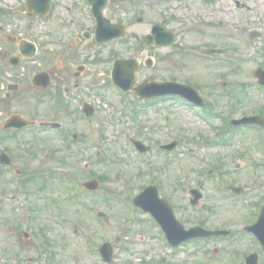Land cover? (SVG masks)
<instances>
[{
	"label": "rangeland",
	"instance_id": "374dc122",
	"mask_svg": "<svg viewBox=\"0 0 264 264\" xmlns=\"http://www.w3.org/2000/svg\"><path fill=\"white\" fill-rule=\"evenodd\" d=\"M150 2L149 17L156 19L163 14L171 28H177V44L185 52L181 54L178 50L164 49L155 51V58L159 62L151 70L152 76L189 80L199 85L206 94L217 100V111H231L229 117H240L243 112L253 114L254 107L264 102V91L256 88L258 83L254 76L256 68H264V0ZM172 17L176 21L172 22ZM256 30L261 35L254 40L250 39V32ZM214 32H217L216 36H212ZM208 46L225 48L226 58H237V63L229 64L230 58L224 60L222 57L203 59L189 51L192 48L201 51ZM107 56L108 52H104L103 58ZM149 72L144 71L146 74ZM222 81H226V86H222ZM240 83L245 86L243 96L238 94ZM224 89L230 95L237 94L241 98L240 102L236 101L234 105L230 95H224ZM102 95L104 98L101 100L92 97L99 105L100 120L77 125L87 145L75 151L76 156L70 158L66 172L56 168L55 179H51L52 183L47 187L51 201H39L45 215L42 221L37 222L49 224L47 236L55 242L56 263L105 264L95 250L101 242L109 241L115 243L113 264H155L164 255L169 257L171 264H239L234 257L241 255L242 258L243 253L252 251L259 253V264H264V253L258 250L254 240L246 235L247 232L242 234L245 222L252 220L258 213L253 214L257 204L261 206L264 200V150L257 137L259 130L241 126L234 132L235 139L229 145L207 144L202 138H218L225 124L222 122L223 117L210 116L208 123V120L199 118L190 106L168 100L162 107H157L159 111L153 110L147 117V113L141 115V123L140 119L133 121L123 116L114 89L105 86ZM107 118L116 119L117 122L109 123ZM99 137L104 138V145L97 155L99 149L96 140ZM130 137L153 146L172 138L180 140L176 156L157 152L146 158L154 166L155 176L162 180V192L172 199L175 214L185 227L191 226L193 220H202L205 222L204 227L229 229L233 236L226 241L219 238L188 241L175 253L170 251L169 246L161 248L159 233L150 218L141 216L140 212L134 213L130 204L125 207L126 199L131 200L151 178L150 173L144 175V172L135 176L145 158L136 156L128 139ZM57 144L61 146L58 140L44 145L40 143V152ZM190 150L196 151V154L193 155ZM214 158L221 159V164L208 175L207 170L213 167ZM238 159L240 165L237 167ZM58 166L65 167L55 160L42 161L39 157V169L51 167L54 170ZM61 173L75 176V182L102 176L101 189L110 195L111 201L105 202L98 195L85 194H75V199V191L59 182ZM227 184L244 188L243 196L233 198L228 192L225 193L223 189ZM195 185L201 187L204 197L199 206L191 207L184 194ZM96 209L108 215L106 223L94 217L93 210ZM16 212V219L21 220L22 217L25 221L21 212ZM10 213L15 212L6 214ZM13 217L0 216V264H26L27 257L34 256L31 251H23L16 262L12 257L15 240L21 239L12 224L6 223V218ZM79 221L84 223V228ZM21 243L25 245L27 242L21 240ZM214 246L218 248L215 254L212 253ZM41 261L38 258L35 264H42Z\"/></svg>",
	"mask_w": 264,
	"mask_h": 264
},
{
	"label": "flooded vegetation",
	"instance_id": "af4514ba",
	"mask_svg": "<svg viewBox=\"0 0 264 264\" xmlns=\"http://www.w3.org/2000/svg\"><path fill=\"white\" fill-rule=\"evenodd\" d=\"M147 2L32 0L27 7V0H0V153L10 158L9 165L0 163V216L8 215V202L37 182L40 134L50 130L39 123L55 121L73 134L71 128L78 130L77 125L87 121L86 104L98 113L92 97L101 95L106 68L110 70L114 59H138L136 85L147 79H167L152 76L154 65L146 63L149 53L143 40L152 25L136 12L148 8ZM100 10L112 24L125 26L124 36L97 41L93 12ZM104 52H108L106 58ZM124 96L127 105L147 109L161 107L166 99H142L133 92ZM2 160L8 159L4 156ZM25 246L22 252L34 244ZM27 259L26 264H30L32 258Z\"/></svg>",
	"mask_w": 264,
	"mask_h": 264
},
{
	"label": "water",
	"instance_id": "95a60500",
	"mask_svg": "<svg viewBox=\"0 0 264 264\" xmlns=\"http://www.w3.org/2000/svg\"><path fill=\"white\" fill-rule=\"evenodd\" d=\"M260 74H261L262 76H261ZM257 75H259V77L261 76V79H263V80H261V81L264 82V78H262V77H264V72L261 71V70H259ZM165 85L175 86V87H177V88H178V87H183V86H181V85H179V84H177V83H167V84H165ZM185 88H186V87H185ZM187 88H188V87H187ZM188 89L191 90L190 88H188ZM246 121H249V122H259V120H258L257 118H248ZM87 185H90L91 187H95V184H93V183H88ZM165 208H166V207H165ZM166 209L168 210V207H167ZM167 216H168V219H167L166 216H160V218H161L164 222H166L167 224H169V223H168V220H169V218H171V216H169V215H167ZM252 228L255 230V232L258 234V236L260 235V237H261L262 240H263V244H264V230H263L262 232L260 231V228H263V229H264V206H263V208H262V214H261L260 219L258 220V222H257L255 225L252 226ZM103 250H107V251L111 252V249H109V246H106L105 249H103ZM107 258H108V259L110 258V254H109V256H107ZM247 262H248L249 264H256L255 255L250 256V257L247 259Z\"/></svg>",
	"mask_w": 264,
	"mask_h": 264
},
{
	"label": "bare ground",
	"instance_id": "6f19581e",
	"mask_svg": "<svg viewBox=\"0 0 264 264\" xmlns=\"http://www.w3.org/2000/svg\"><path fill=\"white\" fill-rule=\"evenodd\" d=\"M260 2H263V0H260Z\"/></svg>",
	"mask_w": 264,
	"mask_h": 264
}]
</instances>
